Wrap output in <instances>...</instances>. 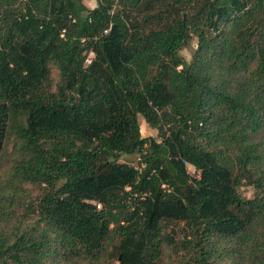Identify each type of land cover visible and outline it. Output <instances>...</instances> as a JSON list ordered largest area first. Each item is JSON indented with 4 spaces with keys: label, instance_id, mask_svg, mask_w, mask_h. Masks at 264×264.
<instances>
[{
    "label": "trees",
    "instance_id": "trees-1",
    "mask_svg": "<svg viewBox=\"0 0 264 264\" xmlns=\"http://www.w3.org/2000/svg\"><path fill=\"white\" fill-rule=\"evenodd\" d=\"M94 2L0 0V264H264V0Z\"/></svg>",
    "mask_w": 264,
    "mask_h": 264
},
{
    "label": "rangeland",
    "instance_id": "rangeland-1",
    "mask_svg": "<svg viewBox=\"0 0 264 264\" xmlns=\"http://www.w3.org/2000/svg\"><path fill=\"white\" fill-rule=\"evenodd\" d=\"M83 3L88 8H92L95 5L94 0H83ZM193 48H194V41L192 40L189 43V45H187L185 48H182L179 51V53L185 60H189ZM51 79H52V89H54V84L57 81V73H56L55 68H51ZM138 123H139L140 135L142 137H146V136L155 137L156 136V130L148 127L141 117H138ZM259 138L264 139V128L260 131ZM119 161L126 162L135 167L137 166L136 165V155L134 154L133 155H122ZM186 171L190 176L195 174V172H193V169L190 165H186ZM30 192L32 193V195L35 194V189L30 188ZM239 193L245 196L246 198L251 197L252 188L246 184H243L239 187Z\"/></svg>",
    "mask_w": 264,
    "mask_h": 264
},
{
    "label": "built area",
    "instance_id": "built-area-1",
    "mask_svg": "<svg viewBox=\"0 0 264 264\" xmlns=\"http://www.w3.org/2000/svg\"><path fill=\"white\" fill-rule=\"evenodd\" d=\"M92 56H93V52L92 51H88L87 54H86V57L83 60L84 66L89 63V61L92 58ZM191 167L193 169V172H195V174L192 175L191 177L198 178V175H199L198 170H196L193 166H191Z\"/></svg>",
    "mask_w": 264,
    "mask_h": 264
},
{
    "label": "water",
    "instance_id": "water-1",
    "mask_svg": "<svg viewBox=\"0 0 264 264\" xmlns=\"http://www.w3.org/2000/svg\"><path fill=\"white\" fill-rule=\"evenodd\" d=\"M114 28H115V25H112V26L110 27L109 33H113V32H114Z\"/></svg>",
    "mask_w": 264,
    "mask_h": 264
}]
</instances>
